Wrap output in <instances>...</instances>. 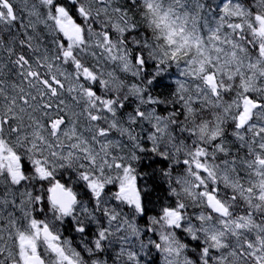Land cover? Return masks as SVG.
<instances>
[{
    "label": "snow or ice",
    "instance_id": "obj_1",
    "mask_svg": "<svg viewBox=\"0 0 264 264\" xmlns=\"http://www.w3.org/2000/svg\"><path fill=\"white\" fill-rule=\"evenodd\" d=\"M0 264H264V0H0Z\"/></svg>",
    "mask_w": 264,
    "mask_h": 264
}]
</instances>
